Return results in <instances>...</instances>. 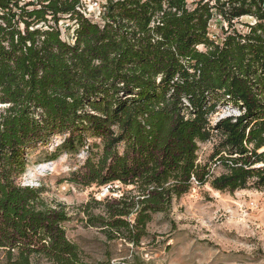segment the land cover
Segmentation results:
<instances>
[{"label":"trees","instance_id":"16d2710c","mask_svg":"<svg viewBox=\"0 0 264 264\" xmlns=\"http://www.w3.org/2000/svg\"><path fill=\"white\" fill-rule=\"evenodd\" d=\"M90 1L0 0V264H127L89 261L21 183L57 137L45 159L85 151L70 182L108 188L81 207L108 240L139 246L195 187L264 190V0ZM221 101L239 113L214 122Z\"/></svg>","mask_w":264,"mask_h":264},{"label":"rangeland","instance_id":"374dc122","mask_svg":"<svg viewBox=\"0 0 264 264\" xmlns=\"http://www.w3.org/2000/svg\"><path fill=\"white\" fill-rule=\"evenodd\" d=\"M213 30L219 32L216 26ZM238 113L237 108L221 101L212 118L216 122ZM61 140L57 137L32 153L20 181L43 187L48 203L66 208L71 215L64 223L67 237L80 246L89 261L109 257L127 264H264V190L230 193L216 191L209 184L195 187L176 198L169 213L154 214L148 224L149 235L139 246L108 240L100 229L86 223L81 211L92 196L103 199L108 194L107 187H83L69 180L70 173L83 163L86 152L45 159L46 152ZM211 149L212 142L200 145L201 162ZM220 171L221 167H215L216 173Z\"/></svg>","mask_w":264,"mask_h":264},{"label":"built area","instance_id":"2783aa9c","mask_svg":"<svg viewBox=\"0 0 264 264\" xmlns=\"http://www.w3.org/2000/svg\"><path fill=\"white\" fill-rule=\"evenodd\" d=\"M98 6H99V3L97 1L91 0L83 7V12L86 15H91L98 8Z\"/></svg>","mask_w":264,"mask_h":264}]
</instances>
